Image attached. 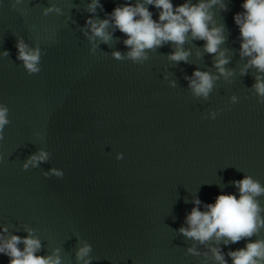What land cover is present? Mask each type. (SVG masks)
I'll return each mask as SVG.
<instances>
[{
	"label": "water",
	"instance_id": "water-1",
	"mask_svg": "<svg viewBox=\"0 0 264 264\" xmlns=\"http://www.w3.org/2000/svg\"><path fill=\"white\" fill-rule=\"evenodd\" d=\"M90 2L23 0L13 8L14 0H0V53H10L0 57V103L11 121L0 141V232L8 226L25 236L24 225L35 228L44 245L39 254L59 247L64 264H77L79 239L92 245L91 264H201L202 257L186 254L193 241L178 232L193 195L214 203L221 193H237L231 182L244 174L264 185V105L246 98L254 70L239 75L244 61L233 17L243 0H225L228 11L215 17L226 25L223 47L234 52L227 67L236 75L232 83L221 77L207 101L193 98L184 78L196 68L215 73L211 55L196 56L203 41L185 45L192 49L189 63L169 62L172 48L165 45L136 65L111 57L128 50L117 30L111 47L99 44L92 55L80 31ZM123 2L101 0L104 11L97 14L103 19ZM51 3L64 15H42ZM149 10L158 19L157 10ZM18 36L29 46L39 42L45 53L39 74L28 75L16 59ZM173 80L176 88L169 86ZM232 95L238 103H230ZM218 109L215 119L203 118ZM41 147L50 161L23 170ZM53 167L63 178L42 175ZM259 199L264 206V196ZM244 245L221 248L227 253ZM8 260L0 254V264Z\"/></svg>",
	"mask_w": 264,
	"mask_h": 264
},
{
	"label": "clouds",
	"instance_id": "clouds-1",
	"mask_svg": "<svg viewBox=\"0 0 264 264\" xmlns=\"http://www.w3.org/2000/svg\"><path fill=\"white\" fill-rule=\"evenodd\" d=\"M23 0H14L13 8ZM153 6L158 12V19H153ZM104 11L101 0H91L85 11L91 15L86 19L80 31L89 41V52L96 54L99 44L111 47L114 42V32L119 31L125 37L122 41L127 52L113 51L111 57L116 61H131L136 65H143L150 59V53L156 52L165 45L172 51L167 60L174 64L189 63L192 55L191 48L186 44L193 41H203V48L197 49L196 56L202 59L206 53L213 57L210 70L196 68L191 76H185L191 96L207 101L215 90L216 84L223 77L227 83L233 82L236 69L228 68L231 62L232 49L223 47L227 42V29L224 23L215 19L217 13L228 11L225 0H184L179 5L172 0H124L117 4L111 13H105L101 19L97 9ZM242 11L234 15L235 25L239 30L240 47L238 54L244 63L239 67V75L247 76L254 70V83L248 89L249 96L255 97L259 105H264V0H243ZM64 15V10L56 3L42 9V15ZM70 18V17H69ZM35 26H33L34 28ZM115 40L118 42L119 37ZM16 59L22 64L28 75L39 74L42 71L41 61L45 54L39 42L29 46L22 37H17ZM229 53H232L230 55ZM8 50L0 53V57L8 58ZM165 79H168L167 74ZM169 86L176 88V82L170 81ZM230 103H238L239 98L232 95ZM222 109L209 110L204 114L205 119H215ZM9 108L0 103V141L4 140L5 128L11 123ZM37 138L40 134L37 133ZM52 154L45 148H38L22 163V169L28 170L48 163ZM121 156L118 154L117 159ZM5 159L0 154V162ZM45 177L55 176L63 178V171L53 167L42 172ZM237 193H221L214 203H203L198 195H193V207L185 216L184 224L178 232L186 239L193 241L186 249V254L202 257L201 264H264V206L261 196H264V185L251 175L244 174L242 179L231 182ZM187 203V199L185 200ZM25 236L9 233L8 226L0 232V254L9 258L8 264H64L62 249L52 248L47 255H40L44 250L37 229L28 225L23 226ZM16 231H20L19 228ZM7 234V235H5ZM255 237V239H253ZM245 241L242 248L223 251L221 245L229 246ZM23 245L21 248L20 246ZM205 246L207 251L201 253L197 246ZM92 245L84 239H79L74 255L77 264H91L93 257ZM227 257V258H226Z\"/></svg>",
	"mask_w": 264,
	"mask_h": 264
}]
</instances>
